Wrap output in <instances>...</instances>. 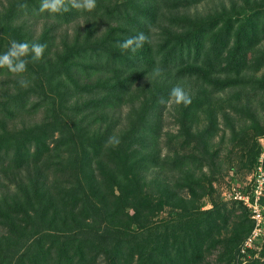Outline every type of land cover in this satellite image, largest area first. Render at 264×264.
Returning <instances> with one entry per match:
<instances>
[{
    "label": "trees",
    "instance_id": "1",
    "mask_svg": "<svg viewBox=\"0 0 264 264\" xmlns=\"http://www.w3.org/2000/svg\"><path fill=\"white\" fill-rule=\"evenodd\" d=\"M200 1L95 0L93 10L82 11L65 0L66 10L56 14L40 12V0L0 5V52L13 39L46 46L41 59H29L27 86L0 68V264H97L101 254L105 264H127L135 253L143 264H205L220 225H230L235 236L220 246L218 264H264V236L262 261L254 249L241 252L253 221L240 201H230L238 214L219 200L203 209L198 196L181 210L169 179L151 181L150 194L169 191L165 198L175 197L180 209L177 220L161 227L149 225L148 212L140 210L146 180L140 177L132 191L138 162L177 171L183 182L203 188L191 163L197 170L209 163L220 114L237 140L264 135L252 107L264 94V50L257 48L264 3L245 17L173 14ZM71 23L73 33L58 38L55 32ZM141 32V47H120ZM149 72L157 74L153 84H136ZM176 84L191 103L171 104L177 131L163 132V109ZM126 104L127 123L113 139L118 119L105 109ZM37 112L42 121L16 120ZM162 135L168 144L174 137L193 141L202 159L189 162L172 146L163 152ZM256 146L251 165L261 150Z\"/></svg>",
    "mask_w": 264,
    "mask_h": 264
},
{
    "label": "rangeland",
    "instance_id": "2",
    "mask_svg": "<svg viewBox=\"0 0 264 264\" xmlns=\"http://www.w3.org/2000/svg\"><path fill=\"white\" fill-rule=\"evenodd\" d=\"M5 2L6 0H0V5ZM259 2L264 3V0H202L198 2L195 6H192L190 8L183 7L177 10H173V14H186L188 15V17H190V15L198 14L203 18H207L213 13L215 14L216 18L221 16L223 19L227 17L235 18L237 16L245 17L250 14L252 10L257 8L256 6L259 4ZM38 25L34 27L36 31L35 36L40 32L41 29L40 25ZM75 28V23H71L67 26H62L55 33L59 38L60 36H63L66 33L72 34ZM257 48H259V50H264V40L260 42ZM260 73L261 72H258L257 74L259 75ZM157 78L158 77L156 73L149 72L144 77H142L136 84H146L148 86L153 84V82H155ZM3 85L4 84L1 83L0 79V89L3 87ZM176 86L179 85L176 84ZM218 97H222L221 100L223 101V92L220 93ZM245 101L246 96L243 98V100H241V103H244ZM173 103L174 101L170 100L168 103H166V106L163 109V132H165L167 129L174 132L177 131V125L172 124L173 119L170 106ZM252 107L254 108V112L256 110L255 116H257L256 119H258V124H260L264 128V94L258 95L255 97V99L252 100ZM129 109V105L127 104L112 109L111 107L105 109L106 112L108 110L109 115L118 119L114 127V134H112L113 139H116L115 136H117V133L119 132L120 128L126 125V116L128 114ZM42 115L43 114H39L37 112L33 116H30L31 118L26 117V115H22L20 117H17L16 120L19 118H25L23 120L24 122L42 121ZM218 121L219 126L224 127L223 118L221 117V114L218 117ZM71 127L73 126H70V128ZM223 127L220 128L216 136L213 137V150H210L209 153H207L209 163H204L203 161H201L203 165H201L200 169L198 170L195 166L194 161L193 163H191L194 180L195 177H198L199 180L196 179V181L201 182L203 188L195 186L193 181H188L186 183L183 182L182 179H179V173L177 171H165L163 169L159 170V168L157 167L150 168L146 167L145 164H140V162H138L141 168L139 169L138 167H136V178H131L132 183L134 184V187H132V191H136V183L137 181H139L140 177L146 180L147 184L144 186V189L146 190L147 195L139 196V199L141 201L143 199L140 210L142 209V214L148 212V219H146V222H148L149 225L155 223L162 227L165 223L172 219L175 221L177 220L178 216H175L174 212H178L180 210L176 206H174V203L177 200L175 197H173V199L165 198L169 191H166V193H164V191L161 190L155 194H150L151 189L149 184L151 181H155L158 183L160 181H166L169 179L171 182V189L176 192V194L180 199H182V201H184H181V210L184 208H189L188 204H190L192 200H197V196L198 198H201L203 200V209L211 208L213 206L212 202H214L215 200H219L220 203L225 204V206H223L222 208H226V212L228 210H233L234 207L230 202L232 200L228 197V194H230L231 191L235 188H241L242 186H245V184L248 182V178L252 175L254 171V165L256 163V160H254L252 165L250 162L256 154V145L260 144V139L264 138V135H250L247 142L240 141L237 140L238 138L235 139L233 137V132L230 128L223 129ZM235 128H238V124H236ZM55 134H57V131L55 132ZM181 140L182 139L180 137H174L172 138L170 144H168L166 142V137L162 135L160 138V145L162 146V151L165 152V150H167L168 148L167 146H172V149H175L182 153L184 156H186L189 162L194 158L202 159V157L199 155V151L194 148L193 141L191 142V144L186 145V143H183ZM132 168V164L130 166L127 165V172L129 174L133 173ZM2 181L5 182L4 180ZM4 189L5 187L0 186V192ZM202 189L209 192L198 193V191ZM234 211L235 214L240 213L239 208H234ZM222 220L223 219L219 218L215 222L221 224ZM231 229L232 228L230 225H220L216 232L213 233L214 239L217 240L215 245L216 249H213L212 252L205 257V264H218V262L221 261V259L219 258V252L221 250L220 246H224L227 240L232 239L235 236L234 232L231 231ZM262 244L263 243L261 242L260 244H257L255 246V256H260V249L263 247ZM105 258L106 257H103L102 254L99 255L98 260H96L97 264H105ZM140 258L141 256L135 253L133 257L129 258V260H131L125 261V263L138 264L141 262ZM236 259H238L237 256ZM260 260L262 261L263 257L260 256ZM244 262L245 260L242 261V264H244ZM141 264L143 263L141 262Z\"/></svg>",
    "mask_w": 264,
    "mask_h": 264
},
{
    "label": "clouds",
    "instance_id": "3",
    "mask_svg": "<svg viewBox=\"0 0 264 264\" xmlns=\"http://www.w3.org/2000/svg\"><path fill=\"white\" fill-rule=\"evenodd\" d=\"M72 7L82 11H91L95 8V0H72ZM65 0H40L39 11H47L50 14L60 13L66 10ZM146 40L145 35L141 32L135 36H130L120 42L122 49L135 51L142 46ZM45 45L39 42L19 41L13 39L5 51L0 52V68L7 69L8 72L18 77V83L21 86H27L29 80L24 76L27 73L28 62L42 58ZM171 101L176 104H190L191 97L181 86H175L169 93ZM118 143V141H116Z\"/></svg>",
    "mask_w": 264,
    "mask_h": 264
},
{
    "label": "built area",
    "instance_id": "4",
    "mask_svg": "<svg viewBox=\"0 0 264 264\" xmlns=\"http://www.w3.org/2000/svg\"><path fill=\"white\" fill-rule=\"evenodd\" d=\"M261 150L248 182L241 188H235L228 194L230 199L240 201L249 211L253 226L243 240L241 252L246 249H256L260 239L264 236V205L262 196L264 194V138L260 139Z\"/></svg>",
    "mask_w": 264,
    "mask_h": 264
}]
</instances>
